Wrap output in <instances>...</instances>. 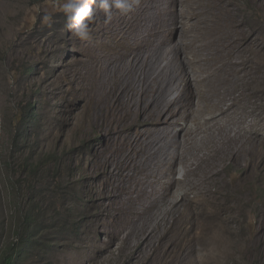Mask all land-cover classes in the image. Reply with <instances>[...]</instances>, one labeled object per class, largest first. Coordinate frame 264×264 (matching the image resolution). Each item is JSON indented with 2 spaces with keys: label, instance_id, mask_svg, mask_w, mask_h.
<instances>
[{
  "label": "rangeland",
  "instance_id": "rangeland-1",
  "mask_svg": "<svg viewBox=\"0 0 264 264\" xmlns=\"http://www.w3.org/2000/svg\"><path fill=\"white\" fill-rule=\"evenodd\" d=\"M62 2L0 0V249L17 240L25 207L12 189L11 174L17 160L29 159V166L43 164L38 189L46 195L35 205L42 207L47 231L37 255L23 264H264V0H231L241 29L231 15L206 10L201 25L214 32L202 38L180 23L185 5L163 3L175 13L177 24L170 27L152 25L156 0H139L131 13L113 9L107 22L97 10L86 41L66 29L57 6ZM44 13L53 15L50 28L41 22ZM158 56L145 73L149 78L139 75L146 82L138 84L133 76ZM167 63L170 89L161 76ZM226 88L235 89L234 101L217 99ZM126 89L155 114L152 118L156 106L163 109L165 100L174 98L179 118H202L206 127L237 135L239 163L221 155L213 163L220 185L206 181L188 192L182 180L149 210L118 221L104 205L107 192L99 196L100 174L89 169L108 143L112 152L118 148L116 135L101 119L105 102ZM27 102L36 103L31 113L37 120L15 132L12 120L27 110ZM180 134L175 138L180 151L188 140H204ZM179 170L176 179L182 177ZM60 172L72 181L74 228L73 220L69 227H52L66 218L61 214L71 203L57 194L67 186L57 182Z\"/></svg>",
  "mask_w": 264,
  "mask_h": 264
},
{
  "label": "bare ground",
  "instance_id": "bare-ground-1",
  "mask_svg": "<svg viewBox=\"0 0 264 264\" xmlns=\"http://www.w3.org/2000/svg\"><path fill=\"white\" fill-rule=\"evenodd\" d=\"M163 3L170 5H185L186 12L179 15L180 23H184L186 25L188 32L195 30L194 34H201L200 37L214 32L209 29H204L201 25L206 19V17L203 16L206 10L212 14L227 13L231 15L230 17L234 20V26L239 29H241L243 25L242 20L237 18V14L231 11V0H156V2H153L152 5L154 6L153 10L155 9L154 21L152 20V25L163 22L170 25V27H174L177 24V20L171 18V16L175 13L173 12L171 15V10L166 6H163ZM139 4L142 5L141 3ZM258 6L260 5L258 4ZM147 16L148 17L145 18H149V15ZM145 20H143V22ZM136 28L135 29L138 30V26ZM138 35L139 31L137 36ZM197 36L195 37L197 38ZM131 54L133 53L131 52ZM159 59L160 56L156 58L154 64L149 65L145 69L140 68L138 70L137 75L133 76L137 83L138 81L146 82L145 79L141 80L139 75L148 79L149 77H146L145 73H147L152 66L156 65L159 62ZM128 61L129 60H127V62ZM167 65L168 68L165 71H161V76L163 75L166 77V84L169 87L167 79L170 64L167 63ZM165 66L163 68H165ZM223 66L224 65H221L220 67ZM132 71L134 72V70ZM154 83L156 84V82ZM103 85L105 86V84ZM133 90L135 91V89ZM234 90L235 89L232 88H226L217 99L225 100L226 102L234 101L236 98ZM119 93L121 92L119 91L115 94L117 96L114 99L111 98L114 95L111 97L109 96L111 100L105 102V106L107 107L106 117L101 119L106 125L105 127H108L112 131L111 133L116 135L114 138H116L118 142V148L116 149L114 147V152L107 149L111 148L109 147L110 144L108 141V144L102 149V151H98L96 155H94L95 157L93 158L94 160L92 162V166L90 165L91 168L89 169V172L96 171V173L100 174L99 196L103 198L105 192H107L109 199L104 205L108 208L109 214L116 216L118 221H128L134 215H139L147 209L149 210L150 207L152 208L153 205H156L158 199L168 197V193H170L171 188L178 186L182 180L183 183H187L186 185L189 186L188 192L206 181L217 180L220 185L221 179L218 178L220 171L213 167V163L221 155L226 156L234 164L239 163L241 151L237 142L235 143V141L239 140L237 135L223 134L218 130H213L212 127H206L205 123L207 122H205V119L202 118H192L188 120L187 118H179V110L174 98L166 99L163 109L156 106V118H152L155 114L151 110L147 111V108L141 105L140 99L137 100L133 92L129 90L124 91V94L121 93L122 96H120ZM156 94L157 92H155V95ZM95 102L98 103V101ZM109 102L110 104L107 106ZM225 108H227V103ZM225 111L226 113L224 114H227V109L222 110V112ZM108 115L112 116V118H107ZM141 115L147 116V118H140ZM178 125L182 128L178 129ZM131 126H136L132 133H130L129 129ZM140 126H144V128L139 129ZM191 126L193 127L191 128ZM183 128L184 130H182ZM180 131L182 132V134H180V138H186L196 134L203 135L204 140L201 143H195L188 140L185 142L186 146L183 151H180L176 148V144L178 143L175 141L176 135ZM160 137L162 138L160 139ZM195 150H197L196 153ZM177 167L180 169L179 171H182V177L180 179L175 178ZM103 184H106V187L109 186L110 189L108 191H106L107 189H102ZM186 193L187 192H185V194Z\"/></svg>",
  "mask_w": 264,
  "mask_h": 264
},
{
  "label": "trees",
  "instance_id": "trees-1",
  "mask_svg": "<svg viewBox=\"0 0 264 264\" xmlns=\"http://www.w3.org/2000/svg\"><path fill=\"white\" fill-rule=\"evenodd\" d=\"M28 72H31V68H29ZM35 105V102H27V110L20 114L19 118H14L12 120L13 125L16 127L15 132L22 133L28 125L36 122L37 118H33L35 114L33 115L31 113ZM26 107L24 106L22 109ZM51 157L52 155L48 156V158ZM18 161L19 160H17L15 167L12 168L11 183L12 189L15 190L20 197L18 203L21 206V202H23L25 209L21 224L17 229V240L9 242L4 250H2L3 248L0 249V251L2 250L0 252V264H23L27 258L33 257V253L37 255V252L40 250L39 247L42 245L41 241L47 231L46 226H44L45 216L39 210V208L42 207L39 206L37 208V205H35V203L40 200L41 196L44 197L46 195V192H42V195H40V190L38 189V183L41 179V167L43 164H36L34 166L36 168H34L33 166H29V159H24L22 163H18ZM56 180L58 183H66L67 185L64 189L60 188L57 194H60L63 199H67L69 203H71L68 210H65L66 212L63 211L61 214V216L65 215L66 218L61 222L55 220L52 227H69L71 223L70 220H73L74 228V222L78 220V217L73 211V189L69 186V183L71 184L72 181L67 180L66 175L61 172L57 174ZM47 194L49 196L50 192Z\"/></svg>",
  "mask_w": 264,
  "mask_h": 264
},
{
  "label": "clouds",
  "instance_id": "clouds-1",
  "mask_svg": "<svg viewBox=\"0 0 264 264\" xmlns=\"http://www.w3.org/2000/svg\"><path fill=\"white\" fill-rule=\"evenodd\" d=\"M138 2L139 0H63L57 6L63 13L68 32L76 39L86 41L90 37V25L95 22L97 10L103 12L107 22L111 18L113 9L124 15ZM41 22L46 27H52L53 15L44 13Z\"/></svg>",
  "mask_w": 264,
  "mask_h": 264
}]
</instances>
